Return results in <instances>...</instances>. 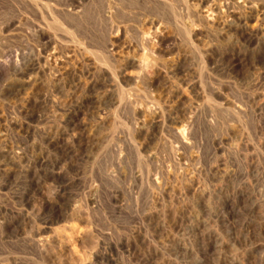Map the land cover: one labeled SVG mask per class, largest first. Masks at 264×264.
Here are the masks:
<instances>
[{"label": "rangeland", "instance_id": "1", "mask_svg": "<svg viewBox=\"0 0 264 264\" xmlns=\"http://www.w3.org/2000/svg\"><path fill=\"white\" fill-rule=\"evenodd\" d=\"M111 1L0 0V264H264V0Z\"/></svg>", "mask_w": 264, "mask_h": 264}, {"label": "bare ground", "instance_id": "2", "mask_svg": "<svg viewBox=\"0 0 264 264\" xmlns=\"http://www.w3.org/2000/svg\"><path fill=\"white\" fill-rule=\"evenodd\" d=\"M85 1V2H84ZM86 1L87 0H82V2H80V1H77V0H66V3H65V7H63V8H61V11L62 12H66L67 14H69V15H71V16H75V17H79L82 13H83V7H84V3H86ZM94 1V0H93ZM103 1V8H102V18L106 21V23H110V25H112L111 23L113 22V19H115L116 17H119L120 15H119V10L121 9V8H119V6L117 5L118 4V2L117 3H114V1L112 2L111 0H102ZM123 1V0H122ZM251 0H249V2H250ZM84 2V3H83ZM101 2V1H100ZM99 2V3H100ZM252 2V1H251ZM60 5V4H59ZM120 5V4H119ZM47 6V5H46ZM50 6V5H49ZM52 6V5H51ZM50 8V7H49ZM52 9V8H51ZM54 9V8H53ZM52 12V11H51ZM50 12V13H51ZM55 13V12H54ZM129 13V12H128ZM52 14V13H51ZM122 14V13H121ZM53 15V14H52ZM124 15V14H123ZM126 15V14H125ZM100 16V15H99ZM54 17H56V16H54ZM65 17V16H64ZM124 17V16H123ZM60 20V19H59ZM240 20V19H239ZM69 22V21H68ZM68 22H63V30L65 31V33H66V35H67V39L69 38V40L71 41V42H73L74 44H75V48H73L72 50L74 51L76 48H77V46L79 47V48H81V43L82 42H80L81 40H79V39H77V38H74V40H72L73 39V37H72V39H71V36H70V34H71V31H70V27H71V25H70V23H68ZM126 22H128V21H126ZM123 26H127V25H123ZM73 27V26H72ZM111 29V28H110ZM115 29V28H114ZM154 29H155V27H154ZM116 30H118V29H116ZM155 31V30H154ZM242 31V30H241ZM74 33H76V32H73V34H72V36L74 35ZM155 36V35H154ZM255 36V35H254ZM113 37V36H112ZM246 38H247V40H248V42H250L251 40H252V36L250 35V33H249V35H247L246 36ZM148 39V38H147ZM117 41V40H116ZM146 41V40H145ZM85 42V41H84ZM83 42V43H84ZM72 43V44H73ZM105 49H107V47H108V53H113V50H114V41L113 40H111V39H108L107 41H106V43H105ZM74 47V46H73ZM110 47V48H109ZM68 48V47H67ZM104 49V50H105ZM56 50V49H55ZM77 50V49H76ZM107 51V50H106ZM75 53V52H74ZM105 53V52H104ZM107 53V52H106ZM117 53V52H116ZM60 54V53H59ZM159 54V53H158ZM52 56V55H51ZM63 56V55H62ZM67 56L69 57V56H71V55H69V53L67 54ZM55 57V56H54ZM67 57V58H68ZM99 58H100V56H98ZM104 57V56H103ZM35 58V57H34ZM153 58V57H152ZM156 58V57H155ZM72 59V58H71ZM96 59V58H95ZM100 59H102V56H101V58ZM54 60V59H53ZM56 60V59H55ZM106 60H107V57H106ZM46 61V60H45ZM143 61V60H142ZM100 62V61H99ZM102 62V61H101ZM104 62V61H103ZM105 62H107V61H105ZM105 64V63H104ZM129 64L130 65H133V66H135V67H137L140 71L139 72H141V70L143 69V63L141 62V61H137V60H135V61H131V62H129ZM89 65V64H88ZM107 65V64H106ZM70 66V65H69ZM81 66V65H80ZM90 66V65H89ZM93 66V65H92ZM98 67V66H97ZM66 68V67H65ZM74 68V67H73ZM101 68H103L104 69V67H101ZM48 69V68H47ZM67 69V68H66ZM71 69V68H70ZM79 69H82V68H78V71H79ZM87 69V68H86ZM90 69H92L91 67H90ZM99 69V68H98ZM137 69V70H138ZM89 70V69H88ZM20 71H22V70H20ZM74 70H72L71 71V73L73 72ZM77 71V70H76ZM76 71H74L75 73H78V71L76 72ZM81 71H83V70H81ZM104 71H106V69H104ZM73 72V73H74ZM84 72V71H83ZM112 72V71H111ZM62 73V72H61ZM70 73V74H71ZM79 73H80V71H79ZM86 73L87 74H89V72H87L86 71ZM91 73H93V70L91 71ZM24 74V73H23ZM81 74H82V72H81ZM80 74V75H81ZM66 75V74H65ZM75 75V74H74ZM78 75V77H79V74H77ZM141 75V74H140ZM139 75V76H140ZM34 76V75H33ZM76 76V75H75ZM74 76V77H75ZM82 76H84V75H82ZM81 76V77H82ZM86 76V75H85ZM84 76V77H85ZM91 76V75H90ZM107 76H108V74H107ZM110 76V75H109ZM73 77V76H72ZM94 77V76H93ZM92 77V78H93ZM101 77V76H100ZM111 77V76H110ZM112 77H114L113 75H112ZM136 77V76H135ZM70 78H71V76H70ZM76 78V77H75ZM80 78V77H79ZM83 78V77H82ZM89 79H90V77H88ZM103 78H104V76H103ZM106 78V77H105ZM72 79V78H71ZM86 79V78H85ZM85 79H83L82 80V82L83 81H85ZM88 79V80H89ZM75 80H77V79H75ZM75 80H73V81H75ZM99 80V79H98ZM112 80V79H111ZM78 81V80H77ZM80 81H81V79H80ZM68 83V82H67ZM77 83V82H76ZM100 83V82H99ZM116 83V82H115ZM75 84V83H74ZM117 84V83H116ZM47 85V84H46ZM69 85H72V84H69ZM68 85V86H69ZM95 85H97V79H95L94 78V80H90V81H87V82H83V83H81V82H78L77 83V85H74V86H76V87H79V88H82V89H84V90H86V91H88L89 92V90H91L92 88H94V86ZM135 85H136V83H135ZM73 86V85H72ZM71 86V87H72ZM73 86V87H74ZM116 86V85H115ZM62 87V86H61ZM65 88V87H64ZM70 88V87H69ZM95 88H96V86H95ZM59 89V88H58ZM67 89H68V87H67ZM66 89V90H67ZM71 89H73V88H70V89H68V90H71ZM56 90V89H55ZM65 90V91H66ZM67 90V91H68ZM83 90V91H84ZM59 91V90H58ZM57 90H56V92H58ZM60 91H61V89H60ZM59 91V92H60ZM75 91V90H74ZM85 91V92H86ZM92 91H93V89H92ZM58 92V93H59ZM71 92V91H70ZM75 92H77V91H75ZM91 92V91H90ZM61 94H62V92H61ZM67 94V93H66ZM78 94H79V92H78ZM117 95V94H116ZM62 96V95H61ZM61 96H59V98H57V99H60V98H62ZM82 96V95H81ZM84 96V95H83ZM82 96V97H83ZM86 96V95H85ZM90 96H92V95H90ZM74 97V96H73ZM76 97H78L77 95H76ZM81 97V98H82ZM89 97V96H88ZM94 97V96H93ZM69 98V97H68ZM86 98V97H85ZM91 98V97H90ZM61 100H63V99H61ZM64 100H67V99H64ZM78 100H80V99H78ZM78 100H77V102H78ZM92 100V99H91ZM93 100H94V98H93ZM68 101V100H67ZM84 101V100H83ZM59 103H60V101H58ZM62 102V101H61ZM116 102V101H115ZM64 103L65 102H63L61 105H64ZM68 103H71V102H67L66 104L68 105ZM80 103V102H79ZM91 103H93L92 101H91ZM88 104V103H87ZM95 104V103H94ZM61 107V106H60ZM67 107V106H66ZM137 107V106H136ZM50 109V108H49ZM134 114V113H133ZM138 115V114H137ZM158 115V114H157ZM68 116V115H67ZM62 117V116H61ZM162 117V116H161ZM142 119V118H141ZM211 119V118H210ZM137 121V120H136ZM140 122V121H139ZM147 127V126H146ZM140 131V130H139ZM146 131V130H145ZM52 133V132H51ZM58 136V135H57ZM60 136V135H59ZM61 137V136H60ZM57 138V137H56ZM60 139V138H59ZM59 141V140H58ZM62 141V140H61ZM52 142V141H51ZM55 143V142H54ZM65 145V144H64ZM67 145V144H66ZM68 147V146H67ZM12 149V148H11ZM67 149V148H66ZM69 149V148H68ZM67 149V150H68ZM11 151V150H10ZM12 151H14V150H12ZM69 151V150H68ZM67 151V152H68ZM15 152V151H14ZM19 152V151H18ZM69 153V152H68ZM15 154H16V152H15ZM21 155H22V153H20ZM19 154V155H20ZM4 155V154H3ZM18 155V156H19ZM17 156V155H16ZM17 156V157H18ZM41 160H42V158H41ZM8 161H9V159H8ZM37 161V160H36ZM42 162V161H41ZM39 163V162H38ZM45 163V162H44ZM6 166V165H5ZM1 169H2V167H0ZM7 169H9V168H7ZM7 171H9V170H7ZM7 171L5 172V173H7ZM190 187V186H189ZM188 187V188H189ZM186 190V189H185ZM188 192V191H187ZM198 195V194H197ZM204 196H206L203 192H200V194H199V198L201 199V200H203V198H204ZM198 197V196H197ZM199 199V200H200ZM200 200V201H201ZM204 204V203H203ZM202 212V211H201ZM214 212V211H213ZM200 213V212H199ZM203 213V212H202ZM216 213V212H215ZM204 215V214H203ZM213 216V215H212ZM204 220V219H203ZM205 222H207L206 220H205ZM197 223H198V221H197ZM201 223H204V222H202V220H201ZM207 224V223H206ZM202 226V225H201ZM206 226V225H205ZM198 227V226H197ZM198 228H200V225H199V227ZM201 229V228H200ZM42 244V243H41ZM95 256V255H94Z\"/></svg>", "mask_w": 264, "mask_h": 264}]
</instances>
